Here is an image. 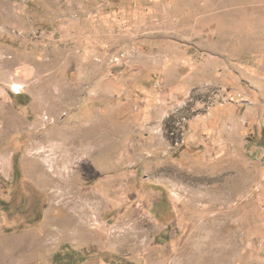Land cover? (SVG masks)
<instances>
[{"label": "rangeland", "instance_id": "rangeland-1", "mask_svg": "<svg viewBox=\"0 0 264 264\" xmlns=\"http://www.w3.org/2000/svg\"><path fill=\"white\" fill-rule=\"evenodd\" d=\"M0 250L264 264V0H0Z\"/></svg>", "mask_w": 264, "mask_h": 264}, {"label": "trees", "instance_id": "trees-1", "mask_svg": "<svg viewBox=\"0 0 264 264\" xmlns=\"http://www.w3.org/2000/svg\"><path fill=\"white\" fill-rule=\"evenodd\" d=\"M19 98H22V97H19ZM26 99H27V97H26ZM22 103L27 104L28 100H26L25 102H22ZM15 169H16V171L19 169V165H18V161L17 160L15 161ZM85 259H86V257H83L81 259V261H84Z\"/></svg>", "mask_w": 264, "mask_h": 264}, {"label": "bare ground", "instance_id": "bare-ground-1", "mask_svg": "<svg viewBox=\"0 0 264 264\" xmlns=\"http://www.w3.org/2000/svg\"><path fill=\"white\" fill-rule=\"evenodd\" d=\"M3 258H4L3 253H2V251L0 250V262H2Z\"/></svg>", "mask_w": 264, "mask_h": 264}, {"label": "built area", "instance_id": "built-area-1", "mask_svg": "<svg viewBox=\"0 0 264 264\" xmlns=\"http://www.w3.org/2000/svg\"><path fill=\"white\" fill-rule=\"evenodd\" d=\"M16 93H17V94H20V90L18 89V90L16 91Z\"/></svg>", "mask_w": 264, "mask_h": 264}]
</instances>
